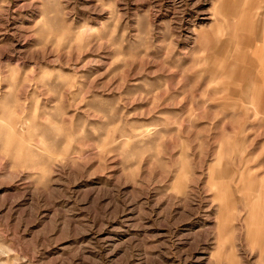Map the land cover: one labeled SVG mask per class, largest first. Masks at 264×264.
<instances>
[{"label": "rangeland", "instance_id": "374dc122", "mask_svg": "<svg viewBox=\"0 0 264 264\" xmlns=\"http://www.w3.org/2000/svg\"><path fill=\"white\" fill-rule=\"evenodd\" d=\"M263 33L264 0H0V264H264Z\"/></svg>", "mask_w": 264, "mask_h": 264}, {"label": "crops", "instance_id": "0c3cea01", "mask_svg": "<svg viewBox=\"0 0 264 264\" xmlns=\"http://www.w3.org/2000/svg\"><path fill=\"white\" fill-rule=\"evenodd\" d=\"M232 14L237 15V10H236V12L233 11ZM241 21L242 22L239 24L238 29H239L240 33H242L243 40H249L250 41V39H251L250 37H251L252 33H253V35L258 36V34L255 32L256 31L255 22L253 21V18L251 17L249 12L246 14V16H243L241 18ZM261 38H263V40H264V33L262 34ZM263 48L260 46L259 48L256 49L255 57H258V58L264 57V49ZM262 71H263V75H264V69ZM260 90H264V85L262 86V88Z\"/></svg>", "mask_w": 264, "mask_h": 264}]
</instances>
